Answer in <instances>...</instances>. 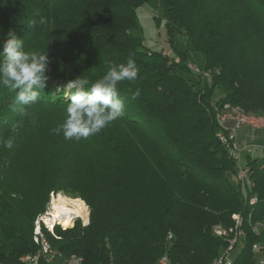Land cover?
I'll return each instance as SVG.
<instances>
[{
  "label": "trees",
  "instance_id": "16d2710c",
  "mask_svg": "<svg viewBox=\"0 0 264 264\" xmlns=\"http://www.w3.org/2000/svg\"><path fill=\"white\" fill-rule=\"evenodd\" d=\"M147 1L0 0V51L14 31L25 51L46 50L49 59L44 93L26 114L0 85L1 264L36 252L34 221L60 193L84 202L89 220L46 237L83 264H158L163 255L173 264H212L228 242L215 229L232 228L234 215L245 224V243L233 264H254L259 240L247 220L264 214V161L245 156L253 183L247 197L257 198L250 206L218 141L212 104L264 117V0H157L168 42L185 37L187 51L203 57L200 69L215 73L210 87L187 69L186 52L173 50L175 64L140 50L130 31ZM129 57L139 73L118 84L123 116L86 139L56 134L66 85L82 75L95 82ZM217 88L223 97L213 100Z\"/></svg>",
  "mask_w": 264,
  "mask_h": 264
},
{
  "label": "clouds",
  "instance_id": "9594fccd",
  "mask_svg": "<svg viewBox=\"0 0 264 264\" xmlns=\"http://www.w3.org/2000/svg\"><path fill=\"white\" fill-rule=\"evenodd\" d=\"M39 23L45 24L46 20L41 17ZM48 64L46 50L25 51L24 39L14 31L7 33L0 51V85L15 92V103L22 114H26V107L35 105L44 93ZM138 73L137 64L129 57L125 63H110L106 74L95 82L83 75L70 81L65 88V118L53 131L62 133L66 140L86 139L101 132L124 114L125 101L119 94L118 84L136 80ZM139 95L137 88L133 97ZM4 147L11 149L13 140L4 141Z\"/></svg>",
  "mask_w": 264,
  "mask_h": 264
},
{
  "label": "built area",
  "instance_id": "2783aa9c",
  "mask_svg": "<svg viewBox=\"0 0 264 264\" xmlns=\"http://www.w3.org/2000/svg\"><path fill=\"white\" fill-rule=\"evenodd\" d=\"M161 55L165 57L170 62L175 64L181 63L180 57L177 56L171 50H162ZM187 69L195 76H197L202 83L207 86H212L213 84V73H209V70H202L196 67L194 64L186 63ZM216 73H218L216 71ZM212 107H218V115H212L213 121L214 116H222V125H216L217 132L216 135L220 137V145L226 151L228 156L233 157V163L235 166V180L239 185L241 194L244 199V203L252 200L253 197H247L246 193V183L248 171H251L249 166L245 164L244 154L250 153V148L252 143L256 140L257 136H252V129H260L261 125H264V120L254 121V120H240L234 118V111L241 110L238 107L232 106L229 103H213ZM244 131V133H242ZM244 134V135H242ZM242 162L244 164L242 165ZM239 216V215H238ZM258 221H264V214L260 217ZM73 222V217L70 224ZM257 224V222H256ZM240 226V225H239ZM251 234H255V237L259 240L255 242L254 247H251V252L257 255L254 264H264V230L252 231ZM217 236H227L228 242L226 248H224L217 258L216 263L212 264H226L232 257V254L238 249L239 245H244L245 240L241 238L238 229L222 230L221 234ZM39 240H41L40 235H38ZM54 255H59L56 253H48L47 250H42V256H22L19 259L20 264H50V258ZM164 256V264H173L167 255ZM58 264H83L82 259L80 260H62Z\"/></svg>",
  "mask_w": 264,
  "mask_h": 264
},
{
  "label": "rangeland",
  "instance_id": "374dc122",
  "mask_svg": "<svg viewBox=\"0 0 264 264\" xmlns=\"http://www.w3.org/2000/svg\"><path fill=\"white\" fill-rule=\"evenodd\" d=\"M130 33L134 38L139 40L140 50H148V51H155L161 53L162 50H171L172 52H174L173 50L175 49L176 52H182V53L186 52L187 63L194 64L198 68L203 67L204 64L203 57L199 53L187 51L189 50L188 49L189 47L186 46V40L183 35L176 33L173 36L172 45L168 42L163 8L157 0H148L146 3H144L137 9L136 26L130 31ZM222 97H223V92L221 91V89L219 88L215 89L212 99L218 100L219 98ZM258 132L261 131L254 132L255 135L253 136H257V137L255 138L256 140L252 143V147L250 148L249 155L251 156L252 159H255L258 163H262L264 161V139L260 138ZM245 155L248 154H244V156ZM243 164L244 162H242V165ZM60 194H61L60 196L66 200H73L79 203L78 200L80 199L72 198L69 195L63 193ZM82 203L83 204L81 206L80 204L78 205V209L81 212L80 215L81 217L80 216L76 217L75 221H79L81 223V226L83 227L85 226V222L87 221V219L89 220V215H88L89 211L86 205L84 204V202ZM72 226L70 225V227H67V229H70ZM242 230L244 232L245 230L244 225ZM240 250L241 247H239L235 251V253L232 254V257L234 258L235 256H237Z\"/></svg>",
  "mask_w": 264,
  "mask_h": 264
},
{
  "label": "bare ground",
  "instance_id": "6f19581e",
  "mask_svg": "<svg viewBox=\"0 0 264 264\" xmlns=\"http://www.w3.org/2000/svg\"><path fill=\"white\" fill-rule=\"evenodd\" d=\"M209 73H213L209 71ZM215 73H213L214 75ZM218 73H216L217 75ZM214 77V76H213ZM214 115H218V107H214L213 109ZM234 118H238L240 120H254V121H262L264 120V117L261 116H254L244 113L242 110L234 111ZM215 122L217 125H222V116H214ZM255 131H264V125L260 126V129H252V136L255 135ZM218 141L220 142V137L217 136ZM232 157V156H231ZM233 158V157H232ZM251 187H253V183L251 179L249 178V171L247 176V183H246V193L247 191H250ZM52 194V193H51ZM58 195H50L49 202L44 210V212L38 217H36L33 225V234H32V241L34 245L36 246L37 250L35 252V256H42V250H47L48 253H56V250L50 247L46 233L53 237L55 227L58 226L61 229H67V227L72 226L74 221L76 220V217H79L81 215L80 210L78 209V202L73 200H66ZM257 202V198L253 197L252 200L248 201L250 206L255 205ZM82 211V210H81ZM73 217V222L70 224V221ZM81 217V216H80ZM239 215H234V226L230 229H238L239 227V233L241 235V238L245 240V230L243 232V219ZM245 221V220H244ZM257 222V224H256ZM255 223H251L250 219L247 220V225H249L251 232L257 231V230H264V221H256ZM87 224V221L85 222V225ZM240 225V226H239ZM215 234L219 235L221 234V228L215 229ZM38 235H40L41 240H39ZM255 236V234H253ZM56 238V237H55ZM255 244V243H254ZM254 244L252 247H254ZM243 245H239V247H242ZM238 247V248H239ZM59 255H54V257L50 258V264H58V262H61L62 260H71V257H66L61 255L58 252ZM25 255V256H31ZM72 260H80L78 257H72ZM217 259H215L212 263H216ZM1 264V263H0ZM158 264H164V256L159 260ZM226 264H233V257L229 259V262Z\"/></svg>",
  "mask_w": 264,
  "mask_h": 264
},
{
  "label": "crops",
  "instance_id": "0c3cea01",
  "mask_svg": "<svg viewBox=\"0 0 264 264\" xmlns=\"http://www.w3.org/2000/svg\"><path fill=\"white\" fill-rule=\"evenodd\" d=\"M242 133H244V131H242ZM244 135V134H242ZM258 135L260 136V138L264 139L263 135H264V132H258Z\"/></svg>",
  "mask_w": 264,
  "mask_h": 264
}]
</instances>
